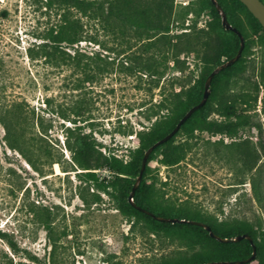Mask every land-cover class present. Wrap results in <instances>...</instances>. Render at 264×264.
<instances>
[{
    "label": "rangeland",
    "instance_id": "rangeland-1",
    "mask_svg": "<svg viewBox=\"0 0 264 264\" xmlns=\"http://www.w3.org/2000/svg\"><path fill=\"white\" fill-rule=\"evenodd\" d=\"M175 3L188 5L189 14L179 18L183 27L171 20L169 36L185 38L180 34L187 32L200 56L202 45H214L224 28L205 0ZM62 12L58 0H0V264H154L181 245L151 235L142 223L132 226L115 198L78 176L82 169L74 157L82 144H90L91 164L100 155L127 160L138 147L136 133L147 132L165 113L158 104L172 91L189 88L201 64L194 53L173 58L162 48L153 54L164 72L159 80L139 69L128 73L125 68L151 59L145 41L133 30L121 34L104 23L87 26L88 37L74 49L54 51L48 34ZM74 17L80 18L75 12ZM257 38H250L243 80L224 87V100L235 97L242 81L259 80L264 50ZM75 51L82 54L78 67L70 59ZM98 58L107 65L100 73L86 63ZM86 75L94 78L87 82ZM244 114L248 125L236 138L179 134L175 144L191 146L183 161L161 164L159 149L150 169L167 201L188 202L203 218L247 222L264 232V86L254 109ZM3 119L16 120L23 131L22 151L9 147L15 134L12 127L7 133ZM95 168L99 179L110 178L105 165Z\"/></svg>",
    "mask_w": 264,
    "mask_h": 264
},
{
    "label": "trees",
    "instance_id": "trees-1",
    "mask_svg": "<svg viewBox=\"0 0 264 264\" xmlns=\"http://www.w3.org/2000/svg\"><path fill=\"white\" fill-rule=\"evenodd\" d=\"M205 1L213 18L218 24H221L220 16L211 0ZM260 1L264 3L263 0ZM175 2L176 0H58L63 12L58 24L48 34L54 51H60L64 48L74 49L79 42L88 37L85 31L87 26L104 23L111 31H119L121 34L126 30H133L135 38L145 41L143 44L144 52H147L151 59L135 67L125 68L128 73L139 69L151 76L158 75L159 80L164 72L158 70V62L154 59L153 54H160L162 48H164L165 54L172 53L173 58L181 53H194L201 64V74L189 88L181 89L178 92L172 91L169 94L170 98H167L163 104H158L157 108L165 111V113L156 118L147 132L136 133L138 147L129 151L127 160L117 158L114 155L108 157L100 155L94 159V164H91L92 147L90 146L93 145L82 144L74 157L82 169L78 176L85 183L94 187L97 192L115 198L117 209L132 226L136 223H142L151 235L164 236L178 241L181 245L180 250H177L173 255L161 257L154 264L241 261L251 256L252 248L246 239L221 243L211 238L208 232L200 226L188 223L159 222L138 208L150 211L156 216L205 223L220 238L232 240L240 235H249L255 245V257L244 264H264V232L254 230L247 222L221 223L217 222L214 217L203 218L200 212L192 208L188 202H181L176 205L167 201L164 198L165 193L161 188L156 187L157 179L152 175L150 169L153 155L159 149H161V164L169 167L183 161L191 146L187 143L175 144V137L179 134L192 137L193 133L197 132L234 139L248 125V119L244 113L254 109L259 89L264 86V60L258 73V81H242L239 92L230 101L223 99L222 91L232 79L240 78L243 80L239 76L245 71L244 56L249 51L252 36H258L257 41L264 50V36H260L261 32L264 33V28L238 0H216V2L225 13L229 24L237 29L245 40L242 55L236 62L213 76L206 103L184 121L179 131L171 139L150 153L141 181L131 197V201L129 199L146 149L168 134L184 114L201 101L206 77L215 67L235 56L239 49L237 35L225 29L222 37H219L214 45H202L205 49L200 56L196 42L187 32L180 34L185 38L170 37L171 20L178 25L181 23L183 27L184 20L180 21L179 18H186L189 14L188 5L182 7L181 4ZM177 7L180 9L177 10ZM74 12L80 18H75ZM111 18H113L112 22L110 21ZM88 39L90 42L98 44L94 36ZM81 56L82 54L75 51L74 56L70 58L77 67L82 61ZM165 61L168 62L167 57ZM86 63L95 64L93 71L96 73L107 69V65L99 58L98 60H87ZM85 70L90 71L89 65ZM93 78V75H86L85 81L88 82ZM158 80L155 86L158 84ZM154 113L152 115L156 117L158 113ZM212 114L216 118H211L210 115ZM12 115L15 118L17 114L13 112ZM2 122L7 133H11L12 127L16 135V137L14 135L12 142H9V147L22 151L18 143L22 141L23 131L17 130L19 128L17 121L11 122L10 120L6 123L3 119ZM122 133L126 134L127 132ZM30 163L35 167L32 161ZM102 165H105L111 173L110 178L99 179L95 173V167L99 168ZM44 226L48 229L49 224L44 223Z\"/></svg>",
    "mask_w": 264,
    "mask_h": 264
},
{
    "label": "water",
    "instance_id": "water-1",
    "mask_svg": "<svg viewBox=\"0 0 264 264\" xmlns=\"http://www.w3.org/2000/svg\"><path fill=\"white\" fill-rule=\"evenodd\" d=\"M238 1H240L247 8V10L252 14V16L264 28V3L262 1H260V0H238ZM211 2L214 5V7H215L216 11L218 12V14L220 15L221 25L223 26V28L225 30H227V31H232L239 38V49H238L237 53L235 54V56H233L231 59L223 62L219 66L215 67L211 71V73L206 77L205 82H204V90H203V95H202L201 101L198 104H196L193 107H191L184 114V116L177 122L175 127L168 134H166L164 137H162L161 139H159L154 144H152L149 148L146 149V151L144 152L143 157H142V162H141V166H140V170H139L138 176L136 177L135 183H134V185H133V187L131 189V192L129 194L130 201H131V197L133 196L137 186L139 185V183L141 181V178H142V175H143V171L145 169L146 162L148 160V157H149L150 153L155 148H157L161 144H163L166 141H168L169 139H171L179 131V129H180L181 125L184 123V121L186 119H188L190 117V115L194 111H196L197 109H199L201 106H203L206 103V100L208 99V96H209V88H210V84H211L213 76L215 74H217L219 71L225 69L229 65L233 64L234 62H236L239 59V57L241 56L242 50L244 48L243 36L241 35V33L237 29H235L234 27H232L229 24L225 13L222 11L221 7L216 2V0H211ZM138 209L141 212L145 213L146 215L152 217L153 219H155L156 221H159V222H169L171 224H174V223H188V224H191V225L200 226V227H202L204 230H206L208 232V235L211 238H214V239H216L217 241H219L221 243H226V242H229V241H240L242 239H246V240H248V242L251 245L252 254L247 259H244V260H241V261H234V262L221 261V262H208V263H202V264H244V263L250 262L255 257V245L253 243L252 238L249 235H245V234L244 235H240V236H238V237H236V238H234L232 240H229V239H226V238H220L217 235H215L212 232L211 228L205 223L198 222V221H193V220L166 218V217H162V216H156L153 213H151L150 211H147V210H144V209H140V208H138Z\"/></svg>",
    "mask_w": 264,
    "mask_h": 264
}]
</instances>
